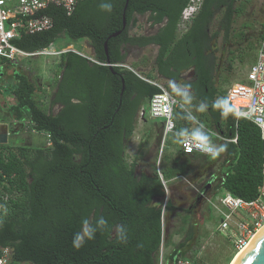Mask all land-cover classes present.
Here are the masks:
<instances>
[{
	"label": "trees",
	"instance_id": "obj_1",
	"mask_svg": "<svg viewBox=\"0 0 264 264\" xmlns=\"http://www.w3.org/2000/svg\"><path fill=\"white\" fill-rule=\"evenodd\" d=\"M189 1L129 0L125 8L126 0H83L70 15L62 8L49 6L41 14L52 20L50 30L22 34L14 40L16 48L33 53L65 36L87 41L93 55L86 58L68 51L59 56L56 91L51 100L52 105L60 106L56 114L37 102L40 88L19 71L13 70L9 82L0 86V93L14 100L5 106L12 128L16 124L28 125L29 132L42 133L50 141L43 147L0 146V247L10 249L9 264H157L158 253L165 245L166 214L181 211L192 217L194 213L190 208L175 207L168 196L166 199L159 173L167 186L173 175L195 169L192 159L201 160L198 172L216 170L202 183L195 200L208 185L214 191L221 188L247 201L256 198L264 141L253 123L237 119L229 102L225 105L231 109L227 117L211 106L217 98L225 99L226 91L216 88L213 58L204 55L210 38L203 26L207 28L214 10L222 7L219 27L227 36L238 14L236 0H203L192 25L178 38L181 15ZM104 2L112 4L110 13L101 10ZM145 14L152 27L160 25L157 32L150 36L131 35L135 17ZM116 32L120 34L109 38ZM126 44L157 46L156 67L168 78L194 68L192 105H209L205 112L194 114L213 144L217 140V146H227L225 152L212 158L185 155L178 147L173 160L162 159L158 168L139 175L135 173V162L126 164L125 149L138 114L159 92L142 79L155 80L152 76L116 66L125 65L122 48ZM0 64L7 63L0 60ZM176 97L188 113L189 109L194 111ZM185 113L178 110L176 131L196 126L184 119ZM235 135L236 144L222 140ZM144 139L139 149L147 143L149 134ZM101 216L107 221L105 228L80 249L73 248L72 238L82 218L96 220ZM115 226L125 227L126 242H118ZM194 232L189 221L183 241L169 252L164 264L184 259L183 250Z\"/></svg>",
	"mask_w": 264,
	"mask_h": 264
},
{
	"label": "rangeland",
	"instance_id": "obj_2",
	"mask_svg": "<svg viewBox=\"0 0 264 264\" xmlns=\"http://www.w3.org/2000/svg\"><path fill=\"white\" fill-rule=\"evenodd\" d=\"M234 8L238 9V14L234 16L227 36L219 27L222 11L216 12L215 17H213L207 27L208 37L210 38V53L208 54L212 56L214 64L213 80L216 88L225 91L233 83L244 81V77L256 56L258 39L254 33L259 29V24L264 23V0H237ZM135 18L137 25L130 29L129 33L131 35H142L146 32L153 33L157 29V26L151 29L152 25L148 20V14L137 15ZM257 22L258 26L255 24ZM188 26L189 22L179 25L177 30L178 38L188 29ZM68 47L86 58L93 55L87 41H73L65 36L58 38L50 49L61 50ZM124 54L126 55L125 66L136 72L137 70L142 71L145 75L152 76L162 86L169 88L170 81L159 77L158 74L156 47L148 46L141 50L128 48ZM58 67L59 56H36L16 59L15 62L2 66L0 70V86L8 83L13 70H17L26 75L31 82H34L40 88L41 93L37 97V102L47 108L51 114H56L59 111V106L52 105L51 100L56 90ZM182 76L187 78L186 73ZM179 83H184V81L182 82L181 80ZM13 102L12 96H4L0 93V117L8 116L5 112L7 109L5 106ZM190 108L194 111L192 112L189 109V112L195 115L194 113H197V111L194 105H191ZM143 109L145 110L144 116L140 118L138 115L134 132L129 138L125 149V162L128 166L135 162V173L137 175L141 172H148L151 168H156L158 162L162 161V159L163 162L169 159L173 160L179 152L177 142L172 134L166 138L165 146L161 152L163 120L150 119L148 116V105H143ZM11 131L16 136L8 138L7 147L23 146L33 148L46 145V136L44 134L35 133L30 135L31 132L21 124H16ZM147 134H149L147 143L139 149ZM218 143L216 140L215 145ZM200 162L201 160L199 159H192L191 161L193 165L202 167ZM196 166H194L195 169L192 168L191 172L178 175L180 177L177 179L175 178L177 175H173V183L167 188V196L175 207L185 209L194 206L192 209L194 213L192 217L181 211L166 214L164 218L165 245L162 247L163 264L169 252L179 242L183 241L189 228V221L194 225L195 232L190 242L186 245L187 249L183 250L184 255L181 258L193 261L194 264H230L236 252L225 236L218 232L217 214L211 211L208 200L201 199L195 203L202 183L211 178L216 170L210 169L206 173L202 172V170L198 172L200 168L198 167L197 169ZM209 190L206 198L211 197L214 199L212 197L213 188L209 187ZM222 193V189H218L215 195L219 197Z\"/></svg>",
	"mask_w": 264,
	"mask_h": 264
},
{
	"label": "built area",
	"instance_id": "obj_3",
	"mask_svg": "<svg viewBox=\"0 0 264 264\" xmlns=\"http://www.w3.org/2000/svg\"><path fill=\"white\" fill-rule=\"evenodd\" d=\"M81 1L83 0H0V60L13 63L20 58L60 56L68 51L74 52L70 47L52 50L50 49L51 45L48 48L28 53L16 48L13 42L22 34L31 35L50 30L53 26L52 20L41 14L49 6L62 8L67 15H70ZM202 1H189L182 12L179 25L190 22L199 11ZM257 39L256 56L244 77V81L233 83L227 89L225 99L234 108L237 119L241 118L253 123L259 129L261 139L264 141V29L261 36ZM2 66L3 64H0V70ZM116 66L133 71L125 65ZM142 79L159 90L148 102V116L150 119L163 120L162 152L168 135H174L177 132L175 120L178 110H184L186 113L188 111L185 110L180 100L170 91L171 89L169 90L155 80ZM144 113L145 110L142 107L138 114L139 117L143 118ZM214 136L217 137V135ZM222 140L236 144L237 135L232 139ZM49 145L50 141L48 136H46V146ZM178 147L185 155L200 154L209 156L196 149L189 151L184 145L179 143ZM159 177L165 187V182L160 173ZM222 192L219 197L215 194L212 196L214 199L217 197L215 200L211 197L206 200L209 202L211 211L218 216V232L222 233L231 244L233 250L238 252L247 245L258 230L264 227V163L261 168V182L257 188L255 199L247 201L235 197L227 191L222 190ZM10 259V249L0 247V264H9ZM157 264H163L162 248L158 253ZM172 264L194 263L188 259H177Z\"/></svg>",
	"mask_w": 264,
	"mask_h": 264
},
{
	"label": "clouds",
	"instance_id": "obj_4",
	"mask_svg": "<svg viewBox=\"0 0 264 264\" xmlns=\"http://www.w3.org/2000/svg\"><path fill=\"white\" fill-rule=\"evenodd\" d=\"M102 11L111 12L112 4L110 2H104L100 4ZM169 88L176 96L180 97L185 105H192L194 96L191 93V85L188 83H178L176 81L169 82ZM227 101L225 99H218L211 105L213 108L220 109L221 115L227 117L229 111L228 107H225ZM209 105L205 102H200L196 106V111L203 113L208 109ZM184 119L193 121L196 126L189 128H181L174 133V139L177 143L184 145L189 151L192 149L199 150L200 152L211 156L212 158L218 157L221 153L226 151V145H215L211 141V137L208 132L205 131L203 123L197 120V117L193 113H185ZM107 225L106 219L101 216L96 220H91L88 217L82 218L80 222L79 230L76 231L72 238V246L75 249H80L87 241L95 239L98 231L105 228ZM114 231L117 235V240L120 243H124L127 240V231L123 226H115Z\"/></svg>",
	"mask_w": 264,
	"mask_h": 264
},
{
	"label": "flooded vegetation",
	"instance_id": "obj_5",
	"mask_svg": "<svg viewBox=\"0 0 264 264\" xmlns=\"http://www.w3.org/2000/svg\"><path fill=\"white\" fill-rule=\"evenodd\" d=\"M237 1V0H236ZM235 1V2H236ZM235 4V3H234ZM222 7H219V8H217V9H215L214 11V15H213V17H215V14H216V12H221L222 11V9H221ZM200 10V9H199ZM198 13H199V11L197 12V14L190 20V22H189V26H188V29H189V27L192 25V23H193V20L195 19V17L198 15ZM213 17H212V19H213ZM211 19V20H212ZM221 19H222V17H221ZM220 19V20H221ZM256 24V26H258V22L257 23H255ZM157 26V29L153 32V33H150V32H146L145 34H142V35H138V36H150V35H153V34H155L156 32H157V30H158V28L160 27V25H156ZM154 27L155 26H151V29H154ZM188 29L185 31V32H187L188 31ZM207 29L208 28H206V27H204L203 26V31L204 32H207V34H208V31H207ZM263 29H264V23H261V24H259V29H257L256 30V32L254 33V35H255V37L257 36V38H259L260 36H261V34H262V31H263ZM184 32V33H185ZM183 33V34H184ZM181 37V36H180ZM149 46H153V47H156L157 48V53H158V47L157 46H155V45H153V44H151V45H149ZM146 47H148V46H146ZM146 47H140V46H137V45H130V44H126V45H124L123 46V50H122V53H124V52H126V50L128 49V48H136V50H141V49H143V48H146ZM208 53H210V49H208V50H204V55H209ZM126 56V55H125ZM188 69H191L192 71H191V73L187 76V78H189L190 77V79H187L186 77H183L182 75L184 74V72L185 71H187ZM188 69H186V70H182V71H180L178 74H177V77L176 78H168L166 75H162V74H160L159 72V76L161 77V78H163V79H166V80H169V81H176V82H178L179 83V81H181L182 80V82L184 81V82H188L189 80H190V83H192V82H194V80H195V73H194V68L193 67H191V68H188ZM56 91V90H55ZM58 106V105H57ZM59 109H60V106H59ZM205 191V190H204ZM204 191L201 193V195L203 196V194H204V196L201 198V199H207L206 198V196L208 195V193H209V189L204 193ZM200 197V196H199ZM200 198H197V200H195V203H197L198 201H200L201 200ZM190 208V210H192L193 208H194V206H190L189 207Z\"/></svg>",
	"mask_w": 264,
	"mask_h": 264
},
{
	"label": "water",
	"instance_id": "obj_6",
	"mask_svg": "<svg viewBox=\"0 0 264 264\" xmlns=\"http://www.w3.org/2000/svg\"><path fill=\"white\" fill-rule=\"evenodd\" d=\"M129 0H126L125 2V8L128 4ZM124 8V10H125ZM126 26L125 17L123 15L122 20V28L124 29ZM120 34V32L113 33L110 35L109 38L117 37ZM104 51L107 56V41L104 43ZM123 84V80H122ZM122 87V91H123ZM7 142V134L0 135V144H5ZM159 166V162L157 165V168ZM209 185L205 189L204 193L209 189ZM204 196V194H203ZM200 195V199L203 197ZM166 199H167V193H166ZM238 264H264V232L258 237V239L254 242V244L250 247V249L246 252V254L243 256V258L239 261Z\"/></svg>",
	"mask_w": 264,
	"mask_h": 264
},
{
	"label": "crops",
	"instance_id": "obj_7",
	"mask_svg": "<svg viewBox=\"0 0 264 264\" xmlns=\"http://www.w3.org/2000/svg\"><path fill=\"white\" fill-rule=\"evenodd\" d=\"M136 25H137V20H136ZM135 25V26H136ZM78 54V53H77ZM78 55H80V56H83L82 54H78ZM5 62V61H4ZM6 63H9V62H6ZM191 69H188L187 71H185L184 73H186L187 74V76L191 73ZM134 72H136V71H134ZM136 73H143L142 71H138L137 70V72ZM2 74V73H1ZM144 74V73H143ZM159 74V73H158ZM160 77V76H159ZM187 79H190V77L189 78H187ZM184 83H188V84H190L191 85V83H190V80L188 81V82H184ZM190 91H191V93L193 94L194 92H193V89L191 88L190 89ZM194 100V99H193ZM14 123V122H13ZM11 124H12V120H10V117L9 116H6V117H0V135H2V134H7V142L5 143V144H0V146H4V145H7L8 144V138H12V137H15L16 136V134H13L12 133V131H11V129H13L12 128V126H11ZM15 124V123H14ZM25 127H26V129H28V125H25ZM34 135L35 134V132H33V131H31V133H30V135ZM12 135V136H11ZM216 135V134H215ZM218 136V135H217ZM227 140H229V139H227ZM180 177V176H179ZM178 176L177 177H175L176 179L177 178H179ZM173 180H174V177H171L169 180H168V182H167V186H165L166 187V191H167V188H169V186H171L172 184L171 183H173ZM217 191H213L212 192V196L216 193Z\"/></svg>",
	"mask_w": 264,
	"mask_h": 264
},
{
	"label": "bare ground",
	"instance_id": "obj_8",
	"mask_svg": "<svg viewBox=\"0 0 264 264\" xmlns=\"http://www.w3.org/2000/svg\"><path fill=\"white\" fill-rule=\"evenodd\" d=\"M76 53V51L74 50ZM78 53V52H77ZM80 54V53H78ZM264 232V227L258 230L254 236L251 238V240L247 243V245L241 249L240 251L236 252L232 262L230 264H238L239 261L243 258V256L246 254V252L250 249V247L254 244V242L258 239V237ZM193 262V261H192ZM194 263V262H193Z\"/></svg>",
	"mask_w": 264,
	"mask_h": 264
}]
</instances>
